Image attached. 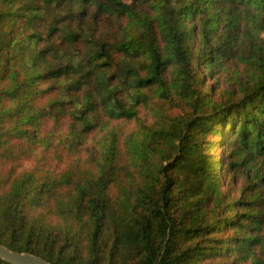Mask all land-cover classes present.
<instances>
[{
    "label": "trees",
    "instance_id": "obj_1",
    "mask_svg": "<svg viewBox=\"0 0 264 264\" xmlns=\"http://www.w3.org/2000/svg\"><path fill=\"white\" fill-rule=\"evenodd\" d=\"M0 244L264 264V0H0Z\"/></svg>",
    "mask_w": 264,
    "mask_h": 264
},
{
    "label": "water",
    "instance_id": "obj_2",
    "mask_svg": "<svg viewBox=\"0 0 264 264\" xmlns=\"http://www.w3.org/2000/svg\"><path fill=\"white\" fill-rule=\"evenodd\" d=\"M0 259L11 264H52L38 255L26 251H14L2 244H0Z\"/></svg>",
    "mask_w": 264,
    "mask_h": 264
}]
</instances>
